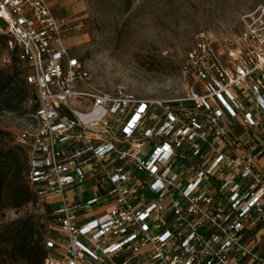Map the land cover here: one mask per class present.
Wrapping results in <instances>:
<instances>
[{"label": "built area", "instance_id": "2783aa9c", "mask_svg": "<svg viewBox=\"0 0 264 264\" xmlns=\"http://www.w3.org/2000/svg\"><path fill=\"white\" fill-rule=\"evenodd\" d=\"M52 2L0 0L34 88L14 141L38 201H59L42 264H264V5L237 35L197 34L183 95L147 100L77 87L89 72ZM93 178L103 192L68 200Z\"/></svg>", "mask_w": 264, "mask_h": 264}, {"label": "rangeland", "instance_id": "374dc122", "mask_svg": "<svg viewBox=\"0 0 264 264\" xmlns=\"http://www.w3.org/2000/svg\"><path fill=\"white\" fill-rule=\"evenodd\" d=\"M75 26L67 43L89 72L78 83L83 90L114 93L117 89L147 100H168L183 95L180 74L183 57L197 34L208 32L219 40L239 34L243 15L264 0H74ZM1 27H5L0 21ZM0 36H3L0 34ZM6 37V36H4ZM0 41V130L4 141L15 145V136L30 123L34 88L24 85L27 65ZM68 40V41H69ZM8 82V84H7ZM7 84V85H6ZM74 104V103H73ZM80 105L79 103H76ZM76 106V105H75ZM4 185L0 197V264H30L26 245L43 247L55 227L48 203H24L18 198L21 184ZM22 188V187H21ZM104 189L97 178L65 193L67 198L87 199ZM71 201V199H70ZM84 201V200H83ZM50 203H54L50 205ZM57 203V204H56ZM91 215L86 210L84 217ZM105 264H111L105 261ZM97 264V263H96Z\"/></svg>", "mask_w": 264, "mask_h": 264}, {"label": "trees", "instance_id": "16d2710c", "mask_svg": "<svg viewBox=\"0 0 264 264\" xmlns=\"http://www.w3.org/2000/svg\"><path fill=\"white\" fill-rule=\"evenodd\" d=\"M4 36L6 35L0 36V41H2L3 45H5L6 47V37L8 36ZM3 74L4 73L1 72V83L4 82V79L2 78ZM22 79L24 80V85L26 86L27 83L24 77H22ZM4 135L6 134L0 130V197L3 194L5 184L16 186L15 184L19 183L22 187L21 188L20 186H17L18 192L20 194L15 193L12 199L15 200L16 198H18L24 203H32L33 201L37 200V195L33 187H30L28 182L29 156L27 154V151L21 144L17 143L16 141V144L13 146L6 143L4 141ZM25 249L27 250V258H29L28 262L30 264H42L46 256L45 243L43 247L38 246V243L33 246L26 245Z\"/></svg>", "mask_w": 264, "mask_h": 264}, {"label": "crops", "instance_id": "0c3cea01", "mask_svg": "<svg viewBox=\"0 0 264 264\" xmlns=\"http://www.w3.org/2000/svg\"><path fill=\"white\" fill-rule=\"evenodd\" d=\"M75 6H76V4L74 3V0H53L52 5H51V9H52V12L54 13L55 16H63V17L71 18V14H72ZM67 43L70 44L71 41L69 40L66 42V44ZM91 180H93V179H91ZM94 192H95V190H94ZM75 197L76 196H72L70 198L72 202H78V201L86 200V199H77ZM70 199L68 198L69 201H70ZM94 210H96V209H92V211H94Z\"/></svg>", "mask_w": 264, "mask_h": 264}]
</instances>
